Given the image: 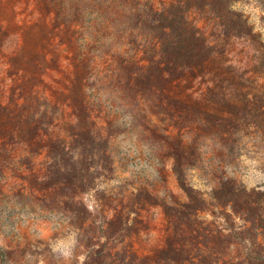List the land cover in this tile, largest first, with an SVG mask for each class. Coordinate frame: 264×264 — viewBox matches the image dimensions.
<instances>
[{"label": "rangeland", "instance_id": "rangeland-1", "mask_svg": "<svg viewBox=\"0 0 264 264\" xmlns=\"http://www.w3.org/2000/svg\"><path fill=\"white\" fill-rule=\"evenodd\" d=\"M0 264H264V0H0Z\"/></svg>", "mask_w": 264, "mask_h": 264}, {"label": "clouds", "instance_id": "clouds-1", "mask_svg": "<svg viewBox=\"0 0 264 264\" xmlns=\"http://www.w3.org/2000/svg\"><path fill=\"white\" fill-rule=\"evenodd\" d=\"M83 258H81V260H82Z\"/></svg>", "mask_w": 264, "mask_h": 264}]
</instances>
